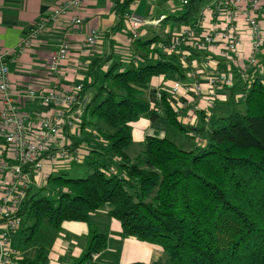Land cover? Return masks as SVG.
Wrapping results in <instances>:
<instances>
[{"label":"trees","instance_id":"obj_1","mask_svg":"<svg viewBox=\"0 0 264 264\" xmlns=\"http://www.w3.org/2000/svg\"><path fill=\"white\" fill-rule=\"evenodd\" d=\"M130 1L119 10L122 19ZM203 1L185 0L167 20L190 25ZM151 43L135 41L142 57ZM143 63L122 67L112 55L89 61L79 94L85 101L80 129L98 135L105 146L93 144L75 162L86 167L85 177L50 174L46 184L54 185L53 198L28 190L16 214L20 228L11 238L34 254L20 264H48L63 222L88 225L90 243L75 264L90 262L107 246L106 235L90 224L98 211L119 223L121 238L161 248V258L130 264H264V74L255 73L245 85L237 103L241 112L232 101L211 127L195 130L199 145L184 149L167 137L146 136L136 148L131 124L141 118L162 119L180 133L193 131L180 123L168 91L159 93L155 105L145 93L155 77L183 78L178 58L165 53ZM62 134L72 156L79 154L73 147L93 141L91 132L79 138L64 128Z\"/></svg>","mask_w":264,"mask_h":264},{"label":"crops","instance_id":"obj_2","mask_svg":"<svg viewBox=\"0 0 264 264\" xmlns=\"http://www.w3.org/2000/svg\"><path fill=\"white\" fill-rule=\"evenodd\" d=\"M65 1L0 0V50L3 52L16 50L20 42L29 36L31 27L46 20L49 14ZM181 1L131 0L125 7L124 13L135 14L147 22L140 29L137 39L152 42L147 46L149 54L146 57L140 55V48L136 50L135 41L131 42L128 38L127 25L119 16V10L124 6L122 0H83L81 7L69 11L56 22L48 23L41 32L33 37H28L29 45L16 56H8L7 59L11 83L19 90L29 89L35 93L34 98L24 97L22 93L14 98L21 114L26 118L27 129L33 130V124L38 117L53 116L56 111L49 105L40 102V94L55 86L69 91L77 85H82L87 81V68L92 58L112 55L113 59L119 61L122 67L131 62L135 66L144 65V61L158 60L161 54L166 53L165 47L169 41L187 29H190L194 39L201 38L214 27L223 29L225 12L221 10L218 14L213 12L214 5L219 0L203 1L196 20L190 25L176 24L167 20L169 14L181 8ZM261 3L264 6V0H261ZM256 16L264 34V14L258 12ZM74 20L81 22L75 25L73 24ZM91 29L99 32L100 38L93 47L84 51L86 35ZM237 30L243 43L239 58L226 52L224 42L219 38L206 51L191 50L186 44L172 54L178 58L184 69L183 78L170 80L163 76L155 77L145 91L148 102L155 105L159 100V93L164 90L167 92L173 81H178L183 86L201 85L199 93L181 89L172 97L168 95L173 109L180 115V123L193 130L181 132L185 137L196 142L194 146H190L186 140L181 143L189 149L201 143V138L195 133V130L211 127L215 120L229 111L230 102L242 101L245 85L255 76V73L264 74V44L260 51L254 54L257 66H248L247 58L251 56L250 37L243 26L239 25ZM142 37L144 38L142 39ZM156 37V41H153ZM64 42L68 45V55L60 63L58 70L50 71V57ZM183 51H188L186 59L182 56ZM131 55H134L136 60H133ZM224 72L232 78V86L214 87L212 80ZM1 107L2 100L0 98ZM131 127L132 140L136 148L140 147L146 136L163 138L170 130H173L174 134L181 135L180 132L168 128L162 119L149 121L141 118L132 123ZM89 131L88 129L81 131L79 128V138L91 132L93 141L80 142L73 147L74 152L79 153L73 156L74 164L81 162V157L85 158L88 155L93 144L105 146V142L98 135ZM181 137L184 138L182 135ZM68 165L66 163L59 166L46 160L44 172L35 185L39 188L44 187L50 174L66 173L69 170ZM7 177L4 173L0 178V184ZM90 224L92 229L106 235L107 246L103 251L94 255L90 262L84 264L148 263L162 257L161 248L158 246L146 244L134 238H121L119 223L114 219L107 218L105 211H98L94 214ZM89 243L90 230L86 223L63 222L60 232L48 252V264H75L87 250ZM33 254L31 250H24L23 253L16 254V257L22 260L33 256Z\"/></svg>","mask_w":264,"mask_h":264},{"label":"built area","instance_id":"obj_3","mask_svg":"<svg viewBox=\"0 0 264 264\" xmlns=\"http://www.w3.org/2000/svg\"><path fill=\"white\" fill-rule=\"evenodd\" d=\"M128 0H122L123 3ZM185 4V0L181 1ZM83 0H66L54 9L46 20L40 21L30 29L29 38L38 34L48 24L56 22L61 16L73 9H78ZM225 12L223 29L214 27L201 38H192L190 29L183 31L169 41L165 52L172 55L182 46L188 44L191 50L206 51L211 48L217 39L224 42V50L240 57L242 41L237 27L243 26L250 37L251 56L247 58V65L257 66L255 53L260 51L264 44V34L256 14H264L261 0H219L214 5L215 14ZM123 20L127 25L128 38L131 42L139 38V31L146 25V20L139 16L125 12ZM74 20L73 24H80ZM240 23V24H239ZM22 40L16 50L3 52L0 50V178L4 173L7 179L0 184V264H20L15 251L11 248V236L20 228V218L16 217L18 208L24 200L28 190L39 182L44 172L46 160L51 164L62 166L73 160L72 154L66 150L70 142L62 134L67 128L72 135L79 134V128L84 114L85 101L80 100L82 85H77L69 91L53 87L41 93L39 100L43 104L56 109L53 116H40L33 124V130L27 129L26 118L21 114L15 103V96L22 93L24 97L34 98L33 90H19L10 81L8 70V56H16L29 45V38ZM100 38L99 32L89 30L84 43V51L93 47ZM189 51V50H188ZM188 51H183L186 59ZM68 55V45L62 43L49 60L50 71H56ZM136 60L134 55H131ZM182 59V58H181ZM214 87H231L232 78L226 72L219 74L212 80ZM199 84L183 86L178 81L170 83V96L177 94L181 89L200 92ZM49 174V173H48Z\"/></svg>","mask_w":264,"mask_h":264},{"label":"rangeland","instance_id":"obj_4","mask_svg":"<svg viewBox=\"0 0 264 264\" xmlns=\"http://www.w3.org/2000/svg\"><path fill=\"white\" fill-rule=\"evenodd\" d=\"M145 37V36H144ZM142 37V39L144 38ZM238 102H235V110L238 112L242 111V106L237 104ZM178 132V131H177ZM182 136H184V138L181 137V135L178 134H174L173 130L167 131V134H165L167 138L173 140L178 146L184 148V149H189L187 146H183L181 143L183 141H188V143H190V146H194V144L196 143L193 140L188 139L187 137H185L184 133H180ZM84 139H88V136L85 135ZM82 143H85L84 141H82ZM136 151H139V149H136ZM69 170L66 172L70 177L73 178H80V177H85L87 174V169L85 166L83 165H77L74 163H69L68 165ZM32 193L36 194V193H40L41 196H46L48 198H53L54 197V185L53 184H45L44 187L39 188L37 185L32 187ZM11 248L15 251L16 254H21L24 252L23 247L21 246L19 239L18 238H11ZM163 255V254H161Z\"/></svg>","mask_w":264,"mask_h":264}]
</instances>
